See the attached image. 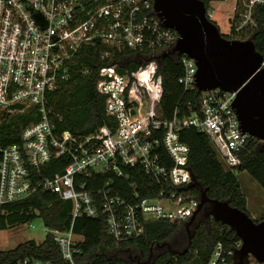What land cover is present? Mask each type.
<instances>
[{"label": "built area", "instance_id": "built-area-1", "mask_svg": "<svg viewBox=\"0 0 264 264\" xmlns=\"http://www.w3.org/2000/svg\"><path fill=\"white\" fill-rule=\"evenodd\" d=\"M224 1L207 0V18L225 38L253 41L259 18L264 19V0H232L220 28L215 3ZM178 37L162 23L153 0H0V123L23 115L30 119L16 142L0 146V209L38 190L70 201L71 227L48 233L67 264H79L83 237L72 231L78 216L101 217L116 244L140 237L148 222L190 220L201 193L191 190L195 182L189 147L179 137L182 128L204 133L226 169L237 167L240 154L257 140L240 129L232 106L237 90L196 89V63L175 50ZM164 56L181 65L178 84L199 93L196 105L186 104L187 115L179 117L177 108L170 120L158 116L160 88L154 77ZM130 60L144 63L137 83L128 71ZM151 66L149 82L157 90L146 99L150 89L138 75ZM91 74L97 76L95 90L104 98L107 123L88 135L60 129L62 116L51 102L54 92ZM57 159L65 162L62 171L40 178L41 169ZM134 168L153 179L154 194L141 196L137 181L130 180ZM106 173L127 183V196L112 192L109 179L100 188H87L89 178ZM240 244L216 242L206 264H229ZM16 264L51 262L23 257ZM245 264L264 263L248 256Z\"/></svg>", "mask_w": 264, "mask_h": 264}, {"label": "trees", "instance_id": "trees-1", "mask_svg": "<svg viewBox=\"0 0 264 264\" xmlns=\"http://www.w3.org/2000/svg\"><path fill=\"white\" fill-rule=\"evenodd\" d=\"M204 3L207 4V0ZM253 43L255 49L264 54V19L259 18V28L253 34ZM90 53L92 57L96 56L92 49ZM88 62L87 57L82 58L83 64L87 65ZM142 66L144 63L140 60L129 62L128 71L136 83L137 72ZM181 70V65L169 56L162 57L155 68L154 77L158 78L160 88L158 116L163 119L170 120L177 108L181 109L177 114L179 117L187 115L186 104L190 102L196 105L199 98L196 89L184 90L178 84L177 78L181 75ZM96 79L97 76L91 74L54 92L51 102L55 111L62 116L60 129L88 135L107 123L104 98L95 90ZM133 95L136 97L138 92ZM29 121L28 115L2 121L0 146L16 142L21 128ZM179 137L189 147L188 163L195 178V185L191 188L193 193L205 192L209 199L227 200L231 206L247 212L246 198L235 173L246 171L264 189V144L259 140H252L240 154V164L234 169H226L204 133L191 127L182 128ZM64 164V160H52L46 168L41 169L40 178L60 173ZM129 173L130 180L137 181L142 197L154 194L157 186L151 177L139 168H134ZM108 179L112 180V192L127 196V183L111 173L93 175L87 180V188H100ZM208 205L204 206V212L209 210ZM71 208L70 201L61 200L49 191L38 190L23 200L2 206L0 230L41 218L47 229L65 231L71 227ZM204 212L196 214L189 235L186 226H183L184 239L181 242L174 240V233L181 225L160 220L148 222L140 237L116 244L106 234L101 217L78 216L73 221L72 231L81 235L83 241L79 244L80 254L76 256V260L79 264H186L187 261L206 264L216 242L221 241L229 246L239 241V238L226 225L210 217L206 218ZM263 218L264 215L259 219ZM160 245H166L170 249L154 253L153 247L160 248ZM186 247L188 250L184 252ZM132 253L134 255L130 257ZM23 257L47 259L51 264H67L50 234L41 242L27 240L13 249L0 250V264H16ZM232 262L233 259H230L229 264Z\"/></svg>", "mask_w": 264, "mask_h": 264}, {"label": "water", "instance_id": "water-1", "mask_svg": "<svg viewBox=\"0 0 264 264\" xmlns=\"http://www.w3.org/2000/svg\"><path fill=\"white\" fill-rule=\"evenodd\" d=\"M153 6L162 23L178 32L175 50L194 59L196 89L237 90L232 106L240 129L264 144V68H260L262 54L253 41L225 38L207 18L202 0H153ZM199 199L186 227L207 203L208 216L226 225L241 242L231 264H245L248 256L264 263V219L254 221L227 200L209 199L205 192Z\"/></svg>", "mask_w": 264, "mask_h": 264}, {"label": "rangeland", "instance_id": "rangeland-1", "mask_svg": "<svg viewBox=\"0 0 264 264\" xmlns=\"http://www.w3.org/2000/svg\"><path fill=\"white\" fill-rule=\"evenodd\" d=\"M232 0H225L224 2L215 3V16L217 24L220 28H223V23L225 24V16L230 11ZM222 26H221V25ZM154 68L151 66L149 69H143L140 71L138 77L141 80L143 86L150 89L149 94H145L146 99L150 96H155L157 88L153 87L149 82L151 76L153 75ZM154 98V97H153ZM152 98V99H153ZM148 103V100H145ZM238 182L241 184L247 197V208L249 216L254 220L260 221V217L264 215V189L246 172L237 171L235 173ZM262 214V215H261ZM195 219V218H194ZM264 219V218H263ZM262 220V219H261ZM189 221V220H188ZM187 221V222H188ZM194 220L192 221V223ZM192 223L187 226L188 235L193 227ZM31 225V226H27ZM181 225L180 228L174 233V240L177 242L183 241V231L186 222ZM50 232L47 229L41 218H35L28 223L21 226H15L8 229L0 230V250H9L15 248L17 245L27 241L34 240L36 242H41L45 239L46 235ZM160 249V250H158ZM170 249L168 246H161L160 248L153 247L154 253L162 250ZM185 250V249H184ZM134 253L130 255L132 257ZM236 259V258H235ZM186 264H197L195 261H187Z\"/></svg>", "mask_w": 264, "mask_h": 264}, {"label": "flooded vegetation", "instance_id": "flooded-vegetation-1", "mask_svg": "<svg viewBox=\"0 0 264 264\" xmlns=\"http://www.w3.org/2000/svg\"><path fill=\"white\" fill-rule=\"evenodd\" d=\"M206 204H207V203H206ZM206 204H204V205L201 207V209H200V211H199V212H201V211H203V212H204V206H205ZM208 206H209V205H208ZM208 213H209V210L204 212V216H205L206 218H208V217H209V216H208ZM186 230H187V227H186ZM187 232H188V231H187Z\"/></svg>", "mask_w": 264, "mask_h": 264}, {"label": "crops", "instance_id": "crops-1", "mask_svg": "<svg viewBox=\"0 0 264 264\" xmlns=\"http://www.w3.org/2000/svg\"><path fill=\"white\" fill-rule=\"evenodd\" d=\"M239 184H240V183H239ZM240 188H241L242 192H243L244 195H245V198H246V210H247V212H248L249 210H248V208H247V197H246V193L244 192V190H243L241 184H240ZM261 215H262V214H261Z\"/></svg>", "mask_w": 264, "mask_h": 264}]
</instances>
